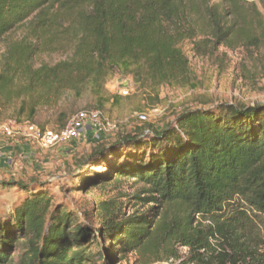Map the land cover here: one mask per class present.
Segmentation results:
<instances>
[{
	"label": "trees",
	"instance_id": "obj_1",
	"mask_svg": "<svg viewBox=\"0 0 264 264\" xmlns=\"http://www.w3.org/2000/svg\"><path fill=\"white\" fill-rule=\"evenodd\" d=\"M259 4L264 9V0H0V37L31 17L39 35L64 23V33L77 30L73 58L54 65L29 63L36 44L11 50L0 92L20 72L26 83L18 97L43 90L47 99L87 83L104 107L110 98L101 88L116 73L155 85L188 82L181 43L190 40L204 55L238 42L259 46L264 41ZM119 99L113 96V102ZM40 104L34 97L22 99L19 120L27 113L33 122ZM151 136L110 150L97 137L91 152L76 160L72 179L83 181L82 189L98 179L104 184L135 179L143 184L135 199L143 206L155 203L127 216L117 200L101 201L96 246H109L94 255L84 251L94 229L54 206L45 182H5L24 196L12 210L0 205V264H87L96 258L110 264L134 252L147 264L171 258L181 264H264V103L186 109ZM128 147L136 156L115 163ZM100 164L105 172L94 169ZM18 243L23 252L16 257Z\"/></svg>",
	"mask_w": 264,
	"mask_h": 264
},
{
	"label": "rangeland",
	"instance_id": "obj_2",
	"mask_svg": "<svg viewBox=\"0 0 264 264\" xmlns=\"http://www.w3.org/2000/svg\"><path fill=\"white\" fill-rule=\"evenodd\" d=\"M246 6H249V3ZM258 6L264 13L263 7L260 4ZM35 22V17H31L0 37V75L5 73L6 66L11 61V50L18 53L26 46L30 47L33 44L39 47V50L33 54L29 61L34 68L42 65H54L73 58L77 30L73 29L64 33L63 29L68 27V24L64 23L52 34L39 35L34 28ZM181 47L189 60L190 81L155 85L145 78L141 82H136L132 75L116 73L106 78L101 88V93L110 98L104 107L98 106L97 94L87 83L78 85L75 89L67 87L57 96L51 94L47 99L44 98L45 91L43 90L18 97L16 92L25 85L26 78L20 72H16L11 75L13 82L7 90L0 92V121L11 118L19 119L17 112L21 100L34 97L41 104L38 106V112L33 122L42 127L58 129L63 127L78 111L99 109L112 121H117L120 124L118 136L130 133L138 135L143 128L161 129L168 122H175L176 117L186 109H214L223 103L241 105L264 103V41L259 46L250 47H246L242 42L235 43L230 47L222 45L207 55L196 51L190 40L183 41ZM126 86L129 93L125 95L121 93V89ZM114 95L120 96L118 102H113ZM141 112H148L152 115L150 122L141 123L137 120L136 117ZM26 116L27 113L22 118L27 119ZM147 137L152 136L148 135ZM90 139L78 141L76 150L70 152L64 150V154L58 152L59 147L69 149L70 143L54 147L44 153L43 150L36 147L38 149L37 156L31 159L30 164L25 162L23 154L13 156V164L8 175L0 170V205L12 210L13 206L19 203L24 196L20 189L4 185L5 182L12 180L28 182L32 178L39 182H45L49 193L53 195L54 206L65 207L78 222L94 229L93 242H88L84 250L89 251L90 255H94L96 251L107 249L109 246L105 243H102L101 247L96 246L100 227L97 207L101 201L117 200L123 207L124 215L127 216L136 213L142 214L153 207L155 203L143 206L141 201L135 199V196L143 188L142 182H134L135 179L114 180L105 184L100 183L101 180L98 179L95 181V185H88L82 189L81 187L85 185L84 182L79 183V179L76 177L72 179V176L77 171L76 160L87 156L92 150L94 140ZM93 139L98 141L96 137ZM3 141L13 143L11 139L0 135V142ZM33 147L35 146L33 145ZM116 147L118 146L113 148ZM143 151L139 150V154L141 155ZM122 153H125L123 158L120 160L115 158V163L125 162L128 155L135 157L137 151L128 147L124 148ZM94 169L100 173L106 171L101 164ZM86 176L87 174H83L80 178ZM124 195L125 197H123ZM22 252L23 248L18 243L14 252L15 256H19ZM181 252L184 255L185 248H182ZM169 260L155 261L149 264H165ZM86 263L106 264L97 258ZM110 264L147 263H143L142 257L134 252L120 262L111 261ZM171 264H181V259H175Z\"/></svg>",
	"mask_w": 264,
	"mask_h": 264
},
{
	"label": "built area",
	"instance_id": "obj_3",
	"mask_svg": "<svg viewBox=\"0 0 264 264\" xmlns=\"http://www.w3.org/2000/svg\"><path fill=\"white\" fill-rule=\"evenodd\" d=\"M121 90L125 95L129 93L127 86ZM151 117L150 113L141 112L136 118L144 123L149 122ZM118 125L117 121H112L103 111L86 109L75 113L63 127L58 129L45 128L27 119L11 118L0 121V135L11 139L13 144H19L24 140L40 150L48 151L73 141H88L91 136L100 137L116 129ZM185 251H187L186 247ZM174 261L175 259L172 258L165 264Z\"/></svg>",
	"mask_w": 264,
	"mask_h": 264
},
{
	"label": "crops",
	"instance_id": "obj_4",
	"mask_svg": "<svg viewBox=\"0 0 264 264\" xmlns=\"http://www.w3.org/2000/svg\"><path fill=\"white\" fill-rule=\"evenodd\" d=\"M90 140H94L93 137H90ZM69 149H65L62 147H59L58 150L59 153L64 154V150H67V152H70L71 150L74 151L77 149L78 141H73L70 144ZM38 149L36 147H33L30 143L23 141L19 144H13L9 142H0V170H2L5 175H8L9 169L12 167V159L13 156L16 157L18 154L22 155L26 163L30 164L31 159H33L35 156H37ZM61 151V152H60ZM46 151H43V153ZM18 164V163H17ZM16 164V165H17ZM18 166V165H17ZM15 166V167H17Z\"/></svg>",
	"mask_w": 264,
	"mask_h": 264
},
{
	"label": "water",
	"instance_id": "obj_5",
	"mask_svg": "<svg viewBox=\"0 0 264 264\" xmlns=\"http://www.w3.org/2000/svg\"><path fill=\"white\" fill-rule=\"evenodd\" d=\"M248 106H253V105H248ZM145 123H148V122H145ZM167 124H165L161 129H158L155 127L154 128L153 127L152 128H143L142 131L139 133L140 135L130 133V134L118 136L119 130H120V124H119L116 129H114L108 133L102 134V136H100V141L103 142V147H105L106 150H108V149H111V148L118 146L122 143L128 142L133 138L138 139V138H142V137H145L148 135H153L154 130H162L164 127L167 126ZM130 137H132V138H130Z\"/></svg>",
	"mask_w": 264,
	"mask_h": 264
}]
</instances>
